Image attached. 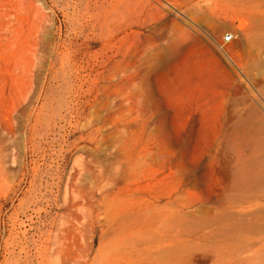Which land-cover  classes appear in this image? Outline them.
Returning <instances> with one entry per match:
<instances>
[{"label": "rangeland", "instance_id": "obj_1", "mask_svg": "<svg viewBox=\"0 0 264 264\" xmlns=\"http://www.w3.org/2000/svg\"><path fill=\"white\" fill-rule=\"evenodd\" d=\"M0 264H264V0H0Z\"/></svg>", "mask_w": 264, "mask_h": 264}, {"label": "built area", "instance_id": "obj_2", "mask_svg": "<svg viewBox=\"0 0 264 264\" xmlns=\"http://www.w3.org/2000/svg\"><path fill=\"white\" fill-rule=\"evenodd\" d=\"M232 40V35H225L223 36V42H230Z\"/></svg>", "mask_w": 264, "mask_h": 264}]
</instances>
